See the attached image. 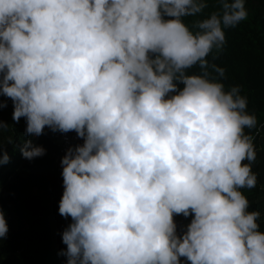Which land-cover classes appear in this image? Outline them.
<instances>
[{"label": "clouds", "instance_id": "9594fccd", "mask_svg": "<svg viewBox=\"0 0 264 264\" xmlns=\"http://www.w3.org/2000/svg\"><path fill=\"white\" fill-rule=\"evenodd\" d=\"M246 2L0 0L13 121L83 141L61 160L66 264H264L261 213L241 191L258 180V121L215 62ZM11 127L0 120V166ZM20 151L46 153L33 139ZM177 216L191 217L180 231ZM8 231L0 207V246Z\"/></svg>", "mask_w": 264, "mask_h": 264}, {"label": "trees", "instance_id": "16d2710c", "mask_svg": "<svg viewBox=\"0 0 264 264\" xmlns=\"http://www.w3.org/2000/svg\"><path fill=\"white\" fill-rule=\"evenodd\" d=\"M218 7L210 5L206 13ZM245 7L247 19L236 28L226 30V47L215 62L226 70V86L241 87L242 95L248 100L247 111L258 121L259 131L246 130L255 136L257 159L252 169L258 180L254 188L241 191L250 202L249 210L261 213L264 230V0H247ZM200 18H187L185 23L191 27ZM0 100L7 104L0 109V120L12 126L2 138V147L10 161L0 166V207L6 214L9 231L0 246V264H66V257L60 254L66 249L61 234L71 218L65 219L59 214L64 191L56 140L59 132L46 127L39 137L24 136L25 119L13 121L12 101L7 97ZM9 137L14 141L11 144ZM27 139L43 146L45 155L25 159L20 148ZM175 220L180 231L191 217L177 216Z\"/></svg>", "mask_w": 264, "mask_h": 264}, {"label": "built area", "instance_id": "2783aa9c", "mask_svg": "<svg viewBox=\"0 0 264 264\" xmlns=\"http://www.w3.org/2000/svg\"><path fill=\"white\" fill-rule=\"evenodd\" d=\"M56 140L59 147V168L62 169L61 160L62 157L66 154L67 149L69 147L75 146L77 144L82 143L83 141L79 138H77V135L75 132L70 133H58L56 135Z\"/></svg>", "mask_w": 264, "mask_h": 264}]
</instances>
